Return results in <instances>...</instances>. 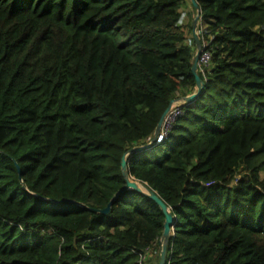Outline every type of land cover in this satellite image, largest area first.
<instances>
[{
  "label": "trees",
  "instance_id": "1",
  "mask_svg": "<svg viewBox=\"0 0 264 264\" xmlns=\"http://www.w3.org/2000/svg\"><path fill=\"white\" fill-rule=\"evenodd\" d=\"M186 2L0 0V264H159L165 216L149 196L93 210L196 91ZM195 2L205 88L128 175L176 220L167 264H264V0Z\"/></svg>",
  "mask_w": 264,
  "mask_h": 264
},
{
  "label": "water",
  "instance_id": "2",
  "mask_svg": "<svg viewBox=\"0 0 264 264\" xmlns=\"http://www.w3.org/2000/svg\"><path fill=\"white\" fill-rule=\"evenodd\" d=\"M191 2H192V5L194 7L195 14H196L195 19L193 21V35H194V40L196 43V55H195L194 63H193V67H192V73L195 77V82H196V91L192 95H190L188 97H184L183 99H181V102L186 103V104H194L205 88V83L203 82V80L200 78V76L198 74V60H199V55L202 51V44H201V41H200L199 35H198V28H199V24H200L201 11H200L199 6L195 2V0H191ZM175 102L176 101L171 102L170 107L167 109V111L163 115V117H162V119H161V121H160V123L156 129V132L153 136L151 143L147 146L136 147L124 155L123 160H122V172H123V175H124L125 180H126L125 187H123L114 196L111 203L105 209L93 210L97 214L108 216L111 212L112 205L123 194H125L128 191H134L136 193H141V194L149 196L153 201H155V203L159 206V208L161 209V211L163 212V214L165 216L164 231H163V235L159 241V247H160L159 264H167V261H168V244H169V241L171 240V238L175 234L176 220H175L174 216L172 215L171 210L163 203V201L153 191H151L145 184H142L138 181H134L132 178H130V176L128 175V162L127 161L131 155L138 153V152H141V151H144V150L147 151V150L151 149V147L153 146V144L156 141L157 136L159 135L161 127L165 121L167 114L169 113V111L171 109V106ZM17 171L19 173L20 182L22 183L23 188H26V186L22 180L21 169L18 165H17Z\"/></svg>",
  "mask_w": 264,
  "mask_h": 264
},
{
  "label": "built area",
  "instance_id": "3",
  "mask_svg": "<svg viewBox=\"0 0 264 264\" xmlns=\"http://www.w3.org/2000/svg\"><path fill=\"white\" fill-rule=\"evenodd\" d=\"M212 60V54L208 51L205 47H203L198 60V72L205 75L207 69L209 68ZM184 111L183 106L181 104L175 103L171 106L169 113L167 114L165 121L161 127L159 135L156 138L154 145H161L163 144L168 138L169 135L172 133L175 124L177 121L183 117ZM151 139L148 140L147 145L151 143ZM147 258V257H146ZM145 256H141L140 262H146Z\"/></svg>",
  "mask_w": 264,
  "mask_h": 264
},
{
  "label": "rangeland",
  "instance_id": "4",
  "mask_svg": "<svg viewBox=\"0 0 264 264\" xmlns=\"http://www.w3.org/2000/svg\"><path fill=\"white\" fill-rule=\"evenodd\" d=\"M187 3L189 5L190 0H188L186 2L185 7L182 8L183 17L181 18V23H180V25L183 27V30L185 32H188L189 26L192 25V27H193V21H194L193 18L196 16V14H195V16L193 15L192 8H189V6L187 7ZM208 101H209L208 96H205V98L200 101V105L204 106L208 103ZM191 120H193V117L191 115H187L186 120L181 122L180 127H184L185 130L190 131L192 129L191 123H189ZM185 130H180V129L176 130L173 133V137L176 138V137L182 136L185 133ZM172 143H173V139H171L169 141L170 145ZM156 150H157L156 147H153L151 149V151H156ZM159 255H160V253H159ZM145 264H158L157 253L156 254H154L153 252L148 253Z\"/></svg>",
  "mask_w": 264,
  "mask_h": 264
},
{
  "label": "clouds",
  "instance_id": "5",
  "mask_svg": "<svg viewBox=\"0 0 264 264\" xmlns=\"http://www.w3.org/2000/svg\"><path fill=\"white\" fill-rule=\"evenodd\" d=\"M191 3H192V2H191ZM202 49H203V47H202ZM198 74H201V73L198 72ZM194 93H195V92H194ZM191 95H192V94H191ZM189 96H190V95H189ZM187 97H188V96H187ZM174 101H175V100H174ZM175 103L181 104V105L183 106L184 114H185V107H189V106L192 107V105L196 104V102H195L194 104H186V103H182V102H178V101H176ZM175 103H174V104H175ZM183 116H184V115H183ZM181 118H182V117H181ZM181 118H180V119H181ZM153 136H154V135H153ZM153 136H152L151 140L153 139ZM145 146H147V144H146ZM155 146H157V145H154V144H153V146H152L151 148H153V147H155Z\"/></svg>",
  "mask_w": 264,
  "mask_h": 264
},
{
  "label": "crops",
  "instance_id": "6",
  "mask_svg": "<svg viewBox=\"0 0 264 264\" xmlns=\"http://www.w3.org/2000/svg\"><path fill=\"white\" fill-rule=\"evenodd\" d=\"M188 1V0H187ZM190 3H191V0H190ZM189 3V5H188V3H187V7L189 6V8H192L191 7V4ZM189 96V95H188ZM184 97H187V96H179L175 101H178V102H181V99H183ZM195 106V104L194 105H192V107H194ZM160 251V250H159ZM154 254H156V252H153ZM156 257V256H155Z\"/></svg>",
  "mask_w": 264,
  "mask_h": 264
}]
</instances>
